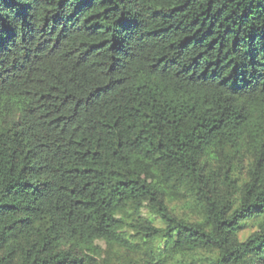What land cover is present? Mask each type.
I'll list each match as a JSON object with an SVG mask.
<instances>
[{
  "label": "trees",
  "instance_id": "trees-1",
  "mask_svg": "<svg viewBox=\"0 0 264 264\" xmlns=\"http://www.w3.org/2000/svg\"><path fill=\"white\" fill-rule=\"evenodd\" d=\"M0 264H264V0H0Z\"/></svg>",
  "mask_w": 264,
  "mask_h": 264
},
{
  "label": "rangeland",
  "instance_id": "rangeland-1",
  "mask_svg": "<svg viewBox=\"0 0 264 264\" xmlns=\"http://www.w3.org/2000/svg\"><path fill=\"white\" fill-rule=\"evenodd\" d=\"M178 212L179 213H185L187 212V209H185L184 207H182V205H178ZM254 231V226L253 224L249 223V225H247L245 228L241 229L238 233L239 238L242 240L244 238H246L251 232Z\"/></svg>",
  "mask_w": 264,
  "mask_h": 264
}]
</instances>
